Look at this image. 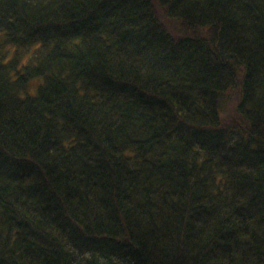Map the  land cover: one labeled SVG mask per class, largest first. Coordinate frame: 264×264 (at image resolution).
<instances>
[{
    "label": "trees",
    "instance_id": "16d2710c",
    "mask_svg": "<svg viewBox=\"0 0 264 264\" xmlns=\"http://www.w3.org/2000/svg\"><path fill=\"white\" fill-rule=\"evenodd\" d=\"M0 264H264V0H0Z\"/></svg>",
    "mask_w": 264,
    "mask_h": 264
}]
</instances>
